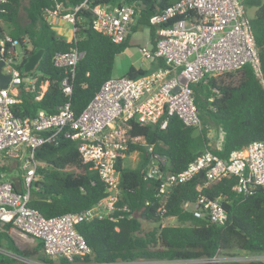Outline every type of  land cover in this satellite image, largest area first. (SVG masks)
Listing matches in <instances>:
<instances>
[{
    "label": "built area",
    "instance_id": "built-area-1",
    "mask_svg": "<svg viewBox=\"0 0 264 264\" xmlns=\"http://www.w3.org/2000/svg\"><path fill=\"white\" fill-rule=\"evenodd\" d=\"M6 0H0V5ZM86 1L65 11L64 4L55 0L43 13L51 27L63 21L71 26V38L76 42L79 32L77 13L86 8ZM1 10V8H0ZM91 26L113 42H122L135 13L132 5H96L92 8ZM149 25L155 28L154 40L140 48L141 55L161 59V65L138 77H111L95 93L85 108L76 115L70 103L56 107L52 113L38 110L33 119L15 117L12 106L19 101L18 91L37 93L39 100L49 81L43 74L20 70L21 41L0 33L1 72L10 75L5 88L0 86V154L14 159L18 174L9 177L0 171V234L5 231L19 237L20 249L27 244L34 249L41 244L42 254L52 259L45 262L37 256L8 251L0 246V256L22 264H206L219 262L264 261V254H217L211 257L188 259H117L109 263H87L83 257L90 253L84 237L76 225L93 218L109 217L114 211L119 193L118 161L127 157L130 143L145 144L142 136H129L127 128L133 120L140 126H167L169 117L176 115L186 125L201 127L191 89L207 75H217L249 65L262 79L261 62L243 0H177L159 13L150 16ZM27 41L24 38L22 42ZM154 43V44H153ZM19 47V50H18ZM84 51L71 47L66 52H55L52 62L64 70L60 83L62 92L69 95L77 63ZM21 60V59H20ZM39 82L38 88L37 83ZM214 97L210 98L213 101ZM59 134L79 140L78 150L86 163H91L108 195L94 207L79 212H65L45 217L29 206L34 182L40 180L39 167L44 163L36 158V150L45 143H53ZM209 144L220 148L223 132L220 128L207 129ZM152 152V146H148ZM165 158L157 153L143 169L146 178L159 181L157 196L161 209L169 191L193 179L203 177L196 189L201 191L213 181L234 177L232 190L247 195L257 186H264V141H253L222 158L206 149L181 171H165ZM222 197L209 199L201 195L195 201L184 202V210L195 217H206L210 222L224 225L227 213ZM13 236V235H12ZM23 242V243H22ZM64 260V261H61ZM1 264V263H0Z\"/></svg>",
    "mask_w": 264,
    "mask_h": 264
},
{
    "label": "trees",
    "instance_id": "trees-1",
    "mask_svg": "<svg viewBox=\"0 0 264 264\" xmlns=\"http://www.w3.org/2000/svg\"><path fill=\"white\" fill-rule=\"evenodd\" d=\"M65 11L86 1L87 7L77 13L79 32L77 41H68L58 34L43 18L46 9L55 0H28L24 6L26 23L19 18L21 0H6L0 5V33L21 41L23 56L18 65L25 72L37 67L49 85L43 96L20 87L19 101L12 106L15 117L33 119L38 110L52 113L56 107L69 102L78 115L92 99L101 85L112 77L115 56L129 47V25L122 42L115 43L91 26L92 8L96 5H132L137 24L149 25V18L177 0H58ZM246 13L253 10L249 23L255 37L261 62L262 79L249 65L217 75H207L191 84L201 127L186 126L176 115L169 117L167 126H140L129 121L127 134L142 136L145 144L130 143L127 155L139 154L136 167L128 168L119 160V193L115 202L113 219L93 218L76 225L84 237L90 253L83 257L87 263H109L117 259H188L211 257L217 254H264V186H257L247 195L232 190L234 177L211 182L201 191L196 189L203 177L196 175L190 181L173 187L160 211L161 198L157 196L159 181L146 178L143 169L151 156L157 153L165 158L163 169L172 173L181 171L206 149L222 158L232 151L242 149L253 141H264V0H243ZM248 15V14H247ZM132 23V22H131ZM152 27V26H151ZM155 36V28L151 34ZM27 38L24 43L22 40ZM154 44V43H153ZM71 47L84 51L77 63L72 80V91L65 95L60 87L64 70L52 62L55 52H66ZM156 69L161 59H151ZM131 66L125 76L138 77L151 71ZM39 82L37 83L38 88ZM213 101H210L211 97ZM208 127L220 128L223 140L220 148L213 147L207 139ZM80 141L59 134L53 143H45L36 150V158L44 163L38 168L40 180L34 182L29 206L45 217L65 212H79L94 207L108 195L91 163L83 161L78 150ZM152 146V152L148 151ZM0 166V171H6ZM204 195L209 199L222 197L227 222L217 225L208 218L195 217L182 205ZM142 221L156 224L144 231ZM0 246L8 251L37 256L45 262L53 260L42 254L37 243L34 249H20L6 231L0 234ZM64 261V260H61ZM1 264H22L0 256ZM206 264H264V261L219 262Z\"/></svg>",
    "mask_w": 264,
    "mask_h": 264
},
{
    "label": "rangeland",
    "instance_id": "rangeland-1",
    "mask_svg": "<svg viewBox=\"0 0 264 264\" xmlns=\"http://www.w3.org/2000/svg\"><path fill=\"white\" fill-rule=\"evenodd\" d=\"M27 3H28V0H21V10H20L19 18H20V21L22 23L27 22V18H26L25 11H24V6L27 5ZM252 12H253V10L250 9L247 13L248 14L247 16L252 15ZM131 25H134L135 29L129 31V47L126 48L125 51H123V52H121L115 56L114 64H113V70H112V77H121V76L126 75V73L128 72V70L131 66L135 67L136 69H138V68L148 69L149 68L151 70V68H150L151 64L149 63V58H144L141 55L140 48L143 45L144 46L147 45L149 48H152L151 44L148 42V39L152 40L151 34L153 32L154 27L144 25V24H137L136 18L132 19ZM52 29H54L56 32L59 33V29L57 27L56 28L52 27ZM67 30L62 29L60 31V33L62 32V35H64V37L66 39L68 38V36L70 34V33L68 34ZM18 50H19V47H18ZM20 59H19V62L21 61ZM31 70L33 72H36V74L39 73L37 67H32ZM151 71H153V70H151ZM26 72H28V71H26ZM213 128H215V127H213ZM214 142H215V140H214ZM214 142H212L210 144L213 147H215V145H216V144H214ZM138 162H139V154L135 151L123 159L122 165L124 167L134 168L137 166ZM3 165L6 166L5 170H6L7 175L9 177H14L18 174V168L15 164V160L3 157L0 154V166H3ZM155 226H156V224H154V223H148L146 221H142V228L144 231L150 230ZM10 235L11 236L13 235L12 238L15 241V244L18 247H20L18 242H17V239H19V237L15 234H10ZM36 243H38V242L36 241ZM22 247L25 250L29 249L27 247L26 243H24L22 245Z\"/></svg>",
    "mask_w": 264,
    "mask_h": 264
},
{
    "label": "crops",
    "instance_id": "crops-1",
    "mask_svg": "<svg viewBox=\"0 0 264 264\" xmlns=\"http://www.w3.org/2000/svg\"><path fill=\"white\" fill-rule=\"evenodd\" d=\"M131 22H132V21H131ZM130 24H131V23H130ZM56 27L59 29V33H58V32H57V33L60 34V35H62V32L60 33V31H61L62 29H66V30H67V29L69 28V29L67 30V31H68V34L70 33L69 36H68V38H67V40L69 41V39L71 38V34H72V33H71V26H70V24L61 21V22L58 23L57 26H54V28H56ZM63 33H64V32H63ZM62 36H64V35H62ZM153 40H154V39H153ZM150 41H151V40L148 39V42H150ZM143 46H144V45H143ZM151 61H152V60L149 59V63L151 64V67H150V68L153 67ZM148 69H149V68H148ZM4 166H5V165H4ZM12 237H13V236H12Z\"/></svg>",
    "mask_w": 264,
    "mask_h": 264
},
{
    "label": "water",
    "instance_id": "water-1",
    "mask_svg": "<svg viewBox=\"0 0 264 264\" xmlns=\"http://www.w3.org/2000/svg\"><path fill=\"white\" fill-rule=\"evenodd\" d=\"M2 62H0V86L5 88L10 80V75H4L1 72Z\"/></svg>",
    "mask_w": 264,
    "mask_h": 264
}]
</instances>
